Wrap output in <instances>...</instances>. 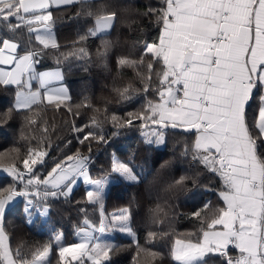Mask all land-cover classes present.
Wrapping results in <instances>:
<instances>
[{
    "label": "snow or ice",
    "instance_id": "snow-or-ice-1",
    "mask_svg": "<svg viewBox=\"0 0 264 264\" xmlns=\"http://www.w3.org/2000/svg\"><path fill=\"white\" fill-rule=\"evenodd\" d=\"M77 3L85 6L86 0H0V22L7 32L14 34L26 25L30 40L35 33L36 43L44 50H59L60 45L52 32L53 13L50 9ZM150 11L155 12L160 25L158 43L146 42L139 60L117 59L120 68H137L138 64H144L145 56L149 57L147 74L138 71L137 75L143 91H155L158 99L149 100L136 118L144 122L142 128L150 121L160 129L191 133V144H185L180 155L190 157L193 166H202L218 176L222 183L219 197L223 206L217 208L205 204L203 212L206 214L202 211L192 214L200 220L201 235L196 240L175 239L171 259L176 264H208L207 257L218 256L222 264H264V154L260 152L264 146V0H161L160 8ZM82 14L92 18L93 25L78 40L101 37L96 55L106 67L112 44L101 34L108 33L113 27L117 14L108 12L105 5H100L96 11L77 12L76 17ZM13 18L17 23H12ZM18 47V43L7 37L0 41V65L10 66L8 71L0 70V85L17 86L14 107L31 110L33 105L47 101L59 108L69 99L67 89L47 86L62 80V71L37 73L34 65L38 63L36 57L42 53L30 46L20 55L17 54ZM68 55L82 59L90 54L84 47H74ZM36 79L40 87L45 88L43 94L32 90L31 81ZM115 91L121 100H128L138 89L129 85ZM257 91L258 115L250 124L247 108ZM5 115L10 117L11 110ZM132 115L129 113V117ZM112 121L114 126L117 123L121 127L133 125L131 118L121 120L116 115L112 116ZM29 123L36 124L37 120L29 119ZM92 124L96 126L98 122L93 119ZM43 131L46 133L47 128ZM73 131L79 133L83 128L74 127ZM90 140L107 143L104 135L94 132L85 133L79 142L84 144ZM165 142L164 131H154L145 139L149 145L159 146ZM11 151L19 153V149ZM47 156V146L29 147L22 161L23 169L16 164L2 166L13 183L0 190V221L7 206L17 197L26 200L29 224L32 223V212L46 217L50 211L47 198L69 197L80 177L86 184L94 185L95 190L86 191L87 202H101L106 179H91L88 156L82 155L78 149L74 155L55 162L47 175L41 177L36 169L46 162ZM170 164L171 161H165L161 168ZM111 171L126 181L136 182L138 179L129 164L118 160L112 162ZM188 179L190 177L186 175L181 176L169 188L183 187ZM191 179L193 184L197 183L196 177ZM155 211L162 209L157 205ZM129 220V209L125 208L113 217V227L132 236L135 242ZM85 224L92 227L88 221ZM99 231H105L104 227L101 226ZM78 234L83 235L82 242L59 247L61 264L67 256L73 259L87 256L92 264H102L114 250L108 244L90 245L91 233L83 228ZM156 236L157 233L150 231L148 242ZM6 240L4 229L0 227V264H46L51 253V248L44 246L34 251L32 259L28 260L20 255L19 250L13 255L6 247ZM230 248L238 254L231 255Z\"/></svg>",
    "mask_w": 264,
    "mask_h": 264
},
{
    "label": "trees",
    "instance_id": "trees-1",
    "mask_svg": "<svg viewBox=\"0 0 264 264\" xmlns=\"http://www.w3.org/2000/svg\"><path fill=\"white\" fill-rule=\"evenodd\" d=\"M100 5H105L108 12L115 11L117 14L111 30L101 35L112 44L106 67L102 66L96 55L101 37L78 40L93 25V19L84 14L77 18L76 13L96 11ZM160 6L161 0H86L85 6L77 3L52 9V29L60 45L59 50H44L36 43L34 33L30 40L26 25L14 34L7 32L0 22V41L7 37L18 43L19 54H24L30 46L38 49L42 54L36 57L38 63L35 64V71L61 69L70 94L59 108L43 101L33 105L31 110H17L14 107L17 86L0 85V167L16 164L23 169L22 161L29 147L47 146L46 162L36 169L41 177L47 175L55 162L74 155L79 149L82 155L89 157L91 179L115 178L116 175L111 171L114 158L129 164L138 178L136 182L115 178L116 181L108 186L98 204L87 202V187L80 183L67 198L48 197V215L42 218L36 214L31 224L24 212L25 198L20 197L6 210L0 221L13 255L19 250L22 257L31 260L34 251L49 246L51 255L46 264H61L57 253L59 247L75 244L79 229L95 230L111 211L127 208L130 213L129 224L136 235L135 242L115 235L112 244L114 250L109 252L102 264H176L171 259L175 239L196 240L201 235L200 220L192 214L197 211L206 214L203 212L205 204L217 208L223 206L218 193L207 185L209 172L202 166H193L190 157L180 155L185 144H191L192 134L171 128L160 129L150 121L142 128L144 122L136 118L149 100L158 99L155 91H143L137 75L138 71L147 74L149 57L145 56L144 64H138L137 68H120L117 65V59L121 57L139 60L146 42H158L160 25L155 12L150 9L157 10ZM12 23L17 21L13 18ZM74 47H84L90 55L82 59L68 55ZM152 82L155 85L154 75ZM129 85L138 91L131 93V99L121 100L115 89ZM258 96L257 91L247 108L250 124L258 115ZM9 110L10 117L5 115ZM129 113L133 114L132 117H129ZM113 115L121 120L131 118L133 125L121 127L117 123L114 126ZM29 119H36L37 123L30 124ZM93 119L98 122L96 126L92 124ZM74 127L83 128V131L75 132ZM44 128H47L46 133ZM154 131L165 132L164 144L145 143L146 137H150ZM87 132L104 135L107 143L90 140L81 144L79 140ZM14 148L19 149V153L11 151ZM260 152L264 154V146ZM165 161H171L170 166L161 168ZM185 175L190 179L183 187L169 188L170 184ZM191 177H196V184H193ZM12 183L9 175H0V190ZM157 205L162 211H155ZM85 221L92 227L89 228ZM150 231L157 233L152 242H148ZM190 233L192 235L189 237ZM58 236L60 240L55 242ZM229 251L231 255H237L234 250ZM152 252L157 255H151ZM214 259L221 262L219 257ZM68 264L92 262L81 258Z\"/></svg>",
    "mask_w": 264,
    "mask_h": 264
},
{
    "label": "crops",
    "instance_id": "crops-1",
    "mask_svg": "<svg viewBox=\"0 0 264 264\" xmlns=\"http://www.w3.org/2000/svg\"><path fill=\"white\" fill-rule=\"evenodd\" d=\"M62 7H64V6H62ZM61 8V7H60ZM52 9H58V8H56V7H53V8H51L50 9V11L52 10ZM33 27H36V26H33ZM111 30V29H110ZM109 30V31H110ZM108 31V32H109ZM102 35V34H101ZM158 43V42H157ZM144 47H145V45H144ZM17 54H19L18 53V51H17ZM20 55H22V54H20ZM34 68H35V65H34ZM56 69H58V68H54V69H47V70H42V71H37V73H40V72H48V71H53V70H56ZM0 70H4V71H8V70H10V66H8V65H0ZM61 70V69H60ZM12 86H15V85H12ZM31 86H32V90L33 91H36V90H39L40 92H41V94H43V92L45 91V88H41L40 87V84H39V80L38 79H36V80H32L31 81ZM48 88H56V87H64V88H66L67 89V92H68V96L70 97V94H69V90H68V88H67V86L65 85V83H64V77L62 78V80H60V81H56V82H54V83H52V84H50V85H48L47 86ZM25 91H27V89H25ZM43 97L41 96V99H42ZM68 100V99H67ZM44 102H46L47 103V101H44ZM175 130H179V129H175ZM179 131H181V130H179ZM3 169V168H2ZM0 175H8V173L7 172H5V171H3V170H0ZM78 181L79 182H81V183H84L85 184V182H84V179H83V177H80L79 179H78ZM206 182H207V185L211 188V189H213V190H215L217 193H218V195H219V192L222 190V183H221V181H220V178L218 177V176H216V175H214L213 173H210L209 172V175H208V177H207V179H206ZM77 185V183L73 186V189L75 188V186ZM20 199V197H17V198H15L8 206H7V209L8 208H10L14 203H16L18 200ZM25 202H26V200H25ZM223 202V201H222ZM35 215H36V213H33L32 215H31V217H35ZM44 218V217H43ZM102 225V224H101ZM86 231H88V232H90L91 233V236H92V239L89 241V244L91 245V244H94L95 243V240H96V237H97V230H94V229H85ZM94 231V233H93V231ZM77 242L75 243V244H77V243H80V242H82L83 240H84V237H83V235L81 234H79V235H77ZM6 244H7V248H9V246H8V241L6 240ZM74 245V244H73ZM71 246V245H70ZM70 246H64V247H70ZM232 250H234L235 251V253H237L236 252V250L234 249V248H231ZM238 254V253H237ZM211 257H213V259L212 260H214V262H212L211 261ZM215 257H218V256H209V257H207V260H208V263H210V261L212 262V263H218V264H222L221 262H219L218 260H215L214 258ZM49 258V257H48ZM83 259H86V260H88L87 259V256L85 257H83ZM65 260H68L67 262H70V263H72V262H74V261H77V260H79V259H73L71 256H67L66 258H65ZM64 260V261H65ZM89 261V260H88ZM90 262V261H89ZM175 262V261H174ZM176 263V262H175Z\"/></svg>",
    "mask_w": 264,
    "mask_h": 264
},
{
    "label": "rangeland",
    "instance_id": "rangeland-1",
    "mask_svg": "<svg viewBox=\"0 0 264 264\" xmlns=\"http://www.w3.org/2000/svg\"><path fill=\"white\" fill-rule=\"evenodd\" d=\"M37 28H40L42 27V25H36ZM52 32H53V35L55 36V32L54 30L52 29ZM35 34V33H34ZM116 160L115 158L113 159V161ZM112 161V162H113ZM132 168V167H131ZM0 170H3L2 167H0ZM116 175L115 178H121L122 180H124L122 177H120L118 174L114 173ZM135 174V173H134ZM106 179V183L104 185V190L102 192V196L106 193L107 191V188L108 186L112 183V182H115L116 179L115 178H112V177H104ZM102 179V178H100ZM92 180H96V179H92ZM126 181V180H124ZM138 181V179H137ZM126 182H130V181H126ZM81 182H77V185L75 186V188L72 190V192L80 185ZM86 187H87V190H95L94 189V185L92 184H84ZM71 192V194H72ZM70 194V195H71ZM125 209V208H120V209H117V210H114V211H111L109 214H107L104 219H103V223L101 226L104 227L105 231L101 232L99 231V229L101 228V226L95 230H97V237H96V240H95V243H99L101 245H105V244H108V245H112L113 244V239H114V236L115 235H119V236H122V237H125V238H129V239H132L133 240V237L132 236H129L127 233H122L120 231H118L116 228L113 227V217L114 216H117L119 214H121L122 210ZM24 212H25V208H24ZM26 213V212H25ZM27 215V213H26ZM31 220H33V217H31ZM128 225L130 227V224L128 222ZM131 228V227H130ZM132 229V228H131ZM93 231V230H92ZM133 231V230H132ZM79 233V230L76 232V238H77V235ZM94 233V231H93ZM134 233V232H133ZM135 234V233H134ZM81 235V234H80ZM59 239H57V237L55 238V242H59L60 240V236H58ZM135 239H136V235H135ZM94 243V244H95ZM6 247H7V244H6ZM58 253V252H57ZM51 255V253H50ZM86 257V256H85ZM211 259H213V257H211ZM68 260H65L63 263L64 264H68L69 262H67ZM91 262V261H90ZM47 263V262H46ZM208 264H218V263H208Z\"/></svg>",
    "mask_w": 264,
    "mask_h": 264
},
{
    "label": "built area",
    "instance_id": "built-area-1",
    "mask_svg": "<svg viewBox=\"0 0 264 264\" xmlns=\"http://www.w3.org/2000/svg\"><path fill=\"white\" fill-rule=\"evenodd\" d=\"M235 256V255H234Z\"/></svg>",
    "mask_w": 264,
    "mask_h": 264
}]
</instances>
